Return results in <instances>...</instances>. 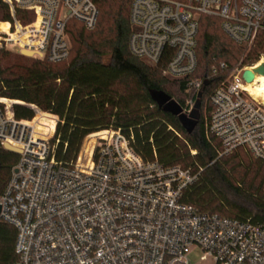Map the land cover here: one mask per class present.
I'll list each match as a JSON object with an SVG mask.
<instances>
[{"label":"built area","instance_id":"built-area-1","mask_svg":"<svg viewBox=\"0 0 264 264\" xmlns=\"http://www.w3.org/2000/svg\"><path fill=\"white\" fill-rule=\"evenodd\" d=\"M0 3L11 17L2 21L9 27L0 31V47L53 63L69 56L68 20L92 29L99 17L96 0ZM203 15L218 18L241 46L264 32V0H132L129 49L160 66L166 78L198 89L207 79L192 78ZM262 63L264 55L251 66L238 65L228 79L218 76L206 133L219 141V156L245 149L264 163V101L243 78ZM17 102L0 98V147L20 150L0 196V220L17 229L13 264H188L193 248L210 264H264V224L205 212L184 200L198 179L191 169L144 159L114 127L89 133L76 158L60 161L53 141L59 117L46 125L47 113L29 104L36 116L18 119ZM194 107L190 101L184 110Z\"/></svg>","mask_w":264,"mask_h":264},{"label":"trees","instance_id":"trees-1","mask_svg":"<svg viewBox=\"0 0 264 264\" xmlns=\"http://www.w3.org/2000/svg\"><path fill=\"white\" fill-rule=\"evenodd\" d=\"M96 2L99 17L94 28L68 20L66 30L72 44L64 61L23 58L0 47V97L35 104L59 117L53 141L58 140L55 154L60 161L76 158L89 133L114 127L131 138L133 148L144 159L179 165L198 174L197 181L184 192L186 202L205 212L264 224V163L243 160L240 149L219 156V141L206 133L210 101L206 117L201 112L203 91L216 82L215 75L233 67L230 59H242L244 65H250L264 54V32L245 47L222 30L218 18L201 17L196 47L198 66L192 78L204 68L202 76L209 81L202 87L200 107L186 112L184 104L177 103L166 90L167 85L176 84L178 90L185 91L186 80L169 81L160 66L147 63L129 49L132 0ZM212 18L219 20L228 40L204 29L200 46L201 25L211 27ZM10 19L7 6L0 3V21ZM2 23L0 30L8 31V23ZM74 24L79 26L74 28ZM215 59L222 60L213 65ZM221 63L227 65L225 71L220 69ZM159 90L170 95V102L177 104L181 112L170 104L160 107L153 98V91ZM14 112L18 119L35 117V111L24 104H15ZM42 120L51 125L55 117L45 114ZM18 159V153L0 147V196ZM16 238V227L0 220V264L17 260Z\"/></svg>","mask_w":264,"mask_h":264},{"label":"rangeland","instance_id":"rangeland-1","mask_svg":"<svg viewBox=\"0 0 264 264\" xmlns=\"http://www.w3.org/2000/svg\"><path fill=\"white\" fill-rule=\"evenodd\" d=\"M212 21H213V25H211V27H209V28H207V27H205V25H204V23L201 25V29H200V35H199V38H200V46H201V44H202V42H203V38H202V33H203V31H204V29L205 30H207L209 33H211V34H217V35H219V36H221L222 37V39L223 40H228V38L224 35V33L222 32V30L220 29V24H219V20L218 19H213L212 18ZM1 24H3L2 23V21H0V25ZM79 25L78 24H74V28L76 27H78ZM1 31V30H0ZM71 40V39H70ZM71 42V44H72V41H70ZM200 46H199V53L201 54V52H200V50H202V49H200ZM246 47V46H245ZM6 50H9V51H11V52H13L14 54H17V55H19V56H22L23 58H31V59H37V58H35V57H28V56H25V55H23L22 53H20V52H18V50L15 48V47H12V46H8L7 48H5ZM247 49V48H246ZM262 55H264V54H262ZM261 55V56H262ZM260 56V57H261ZM260 59V58H259ZM220 60H222V59H215L213 62H214V64L213 65H216ZM231 60V63H232V66L233 67H230L229 66V69H227L225 72H222V73H220L219 75H217L216 77H215V83H211V84H208V81L209 80H206V82H207V84H208V88L205 90V91H203V96H202V98H201V112H202V114L203 115H205V117H206V115L208 114V110H209V97H210V94L212 93V91L220 84L219 82H220V79H218V76H222V78L223 79H228V78H230V76H231V74H232V72H233V70L238 66V65H242V66H251V65H253V64H256L257 62H255V63H253V64H250L249 65V63H247L246 65H244V63L242 62V59H240L238 62H234V60H232V59H230ZM229 60V61H230ZM204 71V68L203 69H199V71L196 73V75H194V77H193V79H194V81H200V79H202L203 78V76H202V72ZM214 77V75L213 76H211V78H213ZM169 81H171V82H176V81H180V80H174V79H169V78H167ZM207 84H205V85H207ZM202 85V84H201ZM205 85H204V87H205ZM202 87L203 86H201V87H199L198 89L197 88H195V87H191V88H188L187 90H185V91H180V90H178V87H177V85L176 84H169V85H167L166 86V90H168L170 93H171V95L173 96V99L177 102V103H183L184 105H183V108H185V106H186V104L188 103V102H190V101H193V103H194V105H195V103H196V100L194 99V96L195 95H197L198 94V92L200 91V90H202ZM0 98H5V99H11V98H8V97H0ZM13 100H16V99H13ZM16 101H19V102H17L16 104H24V105H28L29 106V104H27V103H25L24 101H21V100H16ZM43 111V110H42ZM43 112H45V113H47V114H50V115H52V116H57V115H54V114H52V113H49V112H46V111H43ZM36 116V115H35ZM58 117V116H57ZM104 129H106V128H104ZM100 130H103V129H100ZM97 132V131H96ZM93 133V132H92ZM195 152V151H194ZM239 153H240V155H241V157H242V159L243 160H245V158H246V160H250V161H256L251 155H250V153H247L244 149H240V151H239ZM244 157V158H243ZM203 255V252L199 249V248H193L191 251H190V253L188 254V264H210L209 263V261H207V260H203L202 258H201V256Z\"/></svg>","mask_w":264,"mask_h":264},{"label":"water","instance_id":"water-1","mask_svg":"<svg viewBox=\"0 0 264 264\" xmlns=\"http://www.w3.org/2000/svg\"><path fill=\"white\" fill-rule=\"evenodd\" d=\"M22 54L25 56H28V57H32L31 52L24 51V52H22ZM255 74L264 75V63H262L261 65H259L258 67L254 68V69H246L243 73V78L246 82L249 83V82H252L254 80ZM201 96H202V91L200 90L197 94V100L195 103V108L200 107L199 99L201 98ZM153 98L160 107H162L163 105H166V104H170L173 108H175V110L177 112H181V108H179L177 104L170 102L172 100V98L166 92L160 91V90L159 91H153ZM5 149L12 151V152H15V153L20 152L19 149L12 147L11 145H7V144L5 145ZM0 212H1V205H0Z\"/></svg>","mask_w":264,"mask_h":264},{"label":"bare ground","instance_id":"bare-ground-1","mask_svg":"<svg viewBox=\"0 0 264 264\" xmlns=\"http://www.w3.org/2000/svg\"><path fill=\"white\" fill-rule=\"evenodd\" d=\"M251 93L261 101H264V75L258 74L254 81L247 85Z\"/></svg>","mask_w":264,"mask_h":264}]
</instances>
